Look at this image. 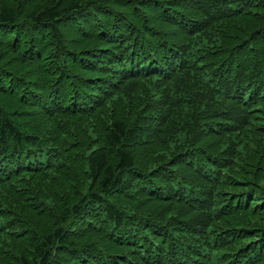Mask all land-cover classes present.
Returning <instances> with one entry per match:
<instances>
[{
    "label": "trees",
    "instance_id": "obj_1",
    "mask_svg": "<svg viewBox=\"0 0 264 264\" xmlns=\"http://www.w3.org/2000/svg\"><path fill=\"white\" fill-rule=\"evenodd\" d=\"M0 264H264V0H0Z\"/></svg>",
    "mask_w": 264,
    "mask_h": 264
}]
</instances>
